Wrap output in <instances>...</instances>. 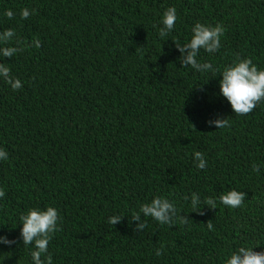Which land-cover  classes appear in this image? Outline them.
Returning <instances> with one entry per match:
<instances>
[{
	"label": "trees",
	"instance_id": "16d2710c",
	"mask_svg": "<svg viewBox=\"0 0 264 264\" xmlns=\"http://www.w3.org/2000/svg\"><path fill=\"white\" fill-rule=\"evenodd\" d=\"M169 7L178 19L162 39ZM24 8L35 14L21 19ZM197 22L226 29L199 61L222 71L238 55L264 70V0H0V32L14 29L28 45L0 57L22 82L13 91L0 79V236L15 241L0 244L10 255L0 264H32L18 217L48 206L62 218L48 245L53 264H225L240 246L264 251V103L236 115L219 71L181 67L172 41L189 42ZM217 118L231 126L207 123ZM229 190L245 193L244 207L203 204ZM193 192L203 215L193 213ZM156 196L188 224L142 215L148 226L135 231L132 212ZM113 215L123 218L111 226Z\"/></svg>",
	"mask_w": 264,
	"mask_h": 264
},
{
	"label": "clouds",
	"instance_id": "9594fccd",
	"mask_svg": "<svg viewBox=\"0 0 264 264\" xmlns=\"http://www.w3.org/2000/svg\"><path fill=\"white\" fill-rule=\"evenodd\" d=\"M35 14L34 9H21V19H28ZM4 15L8 19H14L15 13L6 10ZM177 13L175 7H169L162 14L160 26L158 27V35L160 38L167 37L175 28L177 21ZM157 28V25H153ZM226 29L222 24L217 23L215 26L206 25L197 22L191 29L192 35L187 43L181 44L179 40L172 41L177 51L181 54L179 62L181 67H191L197 72H216L219 71V93L229 103L232 111L236 115L250 114L259 103H264V70H259L253 64L251 58L241 59L238 55L231 64L225 66L222 71L214 69L213 65L208 62H201L197 59L199 53L203 49L204 52L212 54L216 53L221 47V37ZM40 47V41L34 39L33 45ZM26 42L17 36L14 29H5L0 32V57L11 59L13 56L27 49ZM0 79L11 87L13 91H18L22 87V82L11 75V69L7 63H0ZM209 125H214L217 129H225L230 127L228 119L217 118L209 120ZM192 127V126H191ZM193 129V128H192ZM194 160L197 162L196 167L203 170L207 167V161L202 152L196 151L193 154ZM8 153L4 149H0V160H7ZM252 170L259 172L260 165L253 163ZM5 196V191L0 188V198ZM184 201L189 200V196L181 197ZM245 193L243 191L229 190L221 193L218 197H207L203 204L210 209H216L217 203L231 208L244 207ZM201 199L198 193L191 194V208L193 213L203 215L200 207ZM151 218L161 225L169 227L187 225L188 216L181 215L173 202L162 196L154 197L150 202L143 203L139 206L138 211H133L131 221L138 222L135 231H143L148 225L145 220H141V216ZM123 216L113 215L109 217L108 223L113 226L120 223ZM20 228V238L23 245L30 246V256L32 264H53L52 254L48 251V245L54 235L61 231L60 223L62 218L59 211L52 206L46 209L30 208L18 217ZM206 227L212 231V221L207 222ZM14 240L0 236V244L11 246ZM254 247L240 246L233 251L225 261V264H264V251H253ZM164 245L161 244L160 249L156 250V255L162 254ZM10 258L9 253L0 254V261Z\"/></svg>",
	"mask_w": 264,
	"mask_h": 264
}]
</instances>
